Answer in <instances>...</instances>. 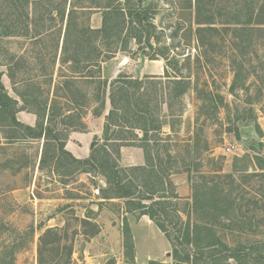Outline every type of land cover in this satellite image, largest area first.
<instances>
[{
	"label": "rangeland",
	"instance_id": "374dc122",
	"mask_svg": "<svg viewBox=\"0 0 264 264\" xmlns=\"http://www.w3.org/2000/svg\"><path fill=\"white\" fill-rule=\"evenodd\" d=\"M63 1L0 0V21L9 28L8 36H0L1 82L19 107L15 90L33 94L39 88L41 100L52 98L51 77L59 73L66 24L57 13L63 8L67 13L72 2L78 12L84 11L79 15L84 25H101L102 10L88 8L103 0H68L62 8ZM136 1L145 8L155 0ZM148 22L155 26L152 49L142 43V51H137L131 43V53L118 52L101 64L102 78H161L166 69L170 76L188 81L187 92L169 100L172 115L166 104L159 114L165 122L161 155L171 156V177L188 190L187 197L177 193L179 215L183 222L189 216L194 223V186L204 195L215 172L232 174L234 160L244 159L235 166L240 172L233 174L239 200L229 213L234 221L229 230H223L226 219L213 227L220 228L229 246L264 241V178L252 177L264 173V0H159ZM198 28H203L199 34ZM71 38L69 50L74 48ZM153 53L165 60H149L147 55ZM63 68L62 75L70 77L68 67ZM75 88L91 94L83 81ZM16 119L26 125L34 122L25 112H18ZM85 123L101 137L103 117L94 120L88 114ZM9 135L0 129V263L37 264L39 238L47 229H57L59 245L51 250L48 245L43 264H175L170 243L149 219L136 213L123 218L122 200L98 201L103 196L98 191L101 176L73 174L63 160L40 169V140L7 144L4 137ZM76 144L71 140L69 148ZM254 197L260 201L257 209ZM124 225L132 250L124 243ZM168 230L173 234V225L168 224Z\"/></svg>",
	"mask_w": 264,
	"mask_h": 264
},
{
	"label": "trees",
	"instance_id": "16d2710c",
	"mask_svg": "<svg viewBox=\"0 0 264 264\" xmlns=\"http://www.w3.org/2000/svg\"><path fill=\"white\" fill-rule=\"evenodd\" d=\"M29 1L33 4L37 0ZM67 1H63L62 8L67 5ZM158 1L142 8L141 2L136 0H103L96 7L88 8V12L93 9L102 10L98 29L79 21V15H83L84 11L78 12V6L72 2L67 13L65 8L56 12L62 21L66 18L62 56L56 76L59 81L55 85L56 80L52 81V75L51 99L47 97L41 100L39 88L33 94L15 90L21 102L19 107L18 102L9 97L0 75V129L10 132L4 140L7 144H12L21 139H43L40 169L47 162L58 163L63 160L64 164L73 168V174L101 176L105 183V188L98 189L103 195L101 199L122 200L126 213L146 216L170 243L175 264H219L229 260L234 264H264V241L229 246L222 241L218 232L220 228L213 227L226 219L228 223L223 225V230H229L234 221L229 213L239 200L235 193L238 185L233 174L240 172L235 166L244 159L234 160L232 174L215 172L210 178L213 185L207 188L204 195L203 191L194 186L191 207L196 219L194 223L189 220V216L183 222L179 215L176 204L179 197L170 179L171 156L168 153L165 157L161 155L159 141L165 122L161 121L159 114L162 112L161 104H166L168 114L172 115L169 100L182 97L188 90V81L182 77L170 76L166 69L163 77L144 80L122 74L111 80L101 76V64L118 52L131 53V43L138 47L137 51H142V43L152 49L155 26L148 20L153 18ZM0 26V36H8V26L1 21ZM202 31L203 28H198L197 33ZM72 36L74 48L69 50L67 45ZM158 56L165 60L163 54L155 53L147 55V58L155 61ZM53 64L55 65V60ZM64 66L68 67L70 77L62 75ZM9 78L12 79V76L9 75ZM236 79L237 74L231 85V92L236 89ZM79 81L91 87L90 96L76 90L75 85ZM20 111L36 117L34 127L17 121L16 114ZM88 114L96 119L103 117L102 135L100 140L93 138L89 146V157L77 160L65 150V141L70 132L87 130L84 119ZM122 147L141 149L144 165L121 167L118 161ZM255 164L258 166L257 162ZM252 177L262 179L264 173L254 174ZM208 194L209 197L205 198ZM259 203L257 198H252L254 209H257ZM218 212L222 215H218ZM88 218L82 220L83 223L88 224ZM168 224L173 225V234L168 230ZM124 226V243L132 250L129 230ZM58 233L57 229H47L39 238L37 264H43V255L48 245L50 250L53 245H59Z\"/></svg>",
	"mask_w": 264,
	"mask_h": 264
},
{
	"label": "crops",
	"instance_id": "0c3cea01",
	"mask_svg": "<svg viewBox=\"0 0 264 264\" xmlns=\"http://www.w3.org/2000/svg\"><path fill=\"white\" fill-rule=\"evenodd\" d=\"M53 78H55L53 80V82H55L56 75H54ZM17 99L19 100L18 97H17ZM20 112H25V111H20ZM25 113H27V112H25ZM27 114L28 115H31L32 117H34L33 124L32 125H27V126L34 127L35 126V123H36V117L33 114H30V113H27ZM92 118H94V117H92ZM94 120H97V119L94 118ZM84 123H85V119H84ZM85 125H86V123H85ZM86 128H87V130L85 132H70L68 134L67 140L65 141V150L67 152H69L77 160H84V159H87L89 157V153H90L89 146H90L93 138L96 137V135L91 130H89V128H88L87 125H86ZM101 135H102V129H101ZM96 138L99 139V140L101 139V137L100 138L96 137ZM71 140L72 141H74V140L75 141H78L80 145L76 144V145H74V147H72L70 149L69 148V145H70ZM40 142H41V152H42L44 140L41 139ZM118 162H119V165L121 167H123V168H128V167H141V166L144 165L143 153H142L141 149H139V148H135V147H122V148H120V158H119V161ZM170 179L173 182V184L175 185L176 193H180V195L183 194V195H185V197H187L188 196V190H187V188L185 190V188L181 185V183H178V180H176V178H174L173 176L170 177ZM102 185H103L102 186V189L105 188L104 181H103ZM98 201H100V202H107V203H115V202H118L117 199L104 200V199H101V198L98 199ZM121 204H124V203L121 202ZM122 212H123V215H122L123 218L124 217H128L129 214H133V213H126L124 210ZM140 217L141 218H144L146 216H140Z\"/></svg>",
	"mask_w": 264,
	"mask_h": 264
}]
</instances>
